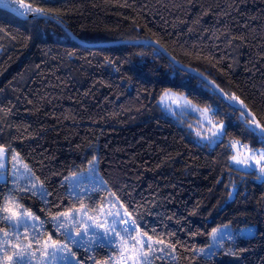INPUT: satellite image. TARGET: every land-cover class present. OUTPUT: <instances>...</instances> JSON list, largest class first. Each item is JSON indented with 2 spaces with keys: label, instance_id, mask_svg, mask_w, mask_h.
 <instances>
[{
  "label": "trees",
  "instance_id": "16d2710c",
  "mask_svg": "<svg viewBox=\"0 0 264 264\" xmlns=\"http://www.w3.org/2000/svg\"><path fill=\"white\" fill-rule=\"evenodd\" d=\"M23 3L52 10L47 16L82 43L49 19L22 20L0 9V145L10 157L18 154L48 194L41 199L25 180L0 182V206L12 197L13 211L39 217L35 235L63 241L52 217L81 207L95 215L118 203L132 213L137 232L163 240L154 244L164 251L150 257L153 264H264V179L231 163L235 142L251 149L264 142L248 131L241 110L168 57L238 97L264 124V0ZM137 40L165 52L129 43ZM173 89L213 109L225 135L212 138L191 113L165 115L159 101ZM93 160L98 181L72 191L70 176ZM225 224L255 233L234 234L211 253L197 251ZM4 232L10 248L9 221L0 220V239ZM74 251L82 264L110 253L85 245Z\"/></svg>",
  "mask_w": 264,
  "mask_h": 264
},
{
  "label": "snow or ice",
  "instance_id": "6c2138e0",
  "mask_svg": "<svg viewBox=\"0 0 264 264\" xmlns=\"http://www.w3.org/2000/svg\"><path fill=\"white\" fill-rule=\"evenodd\" d=\"M0 7L9 9L13 14L23 18H27V16L30 13H33L35 16H45L47 15V12L52 11V10H45L39 7L34 8L31 4L25 5L23 3V0H20L19 4H16V0H0ZM165 95H168V93H165ZM229 99L238 101L241 105L243 104V101H240L238 97L232 96L229 97ZM188 104H190V101L185 100V105ZM197 110L201 111L202 114H205L208 124L212 125L213 117L207 116L209 109L204 108L202 110L201 109H197ZM241 117L244 118L246 124L250 125L248 131L257 135L260 142H264V124H261L259 121L255 120L254 117H252V119L249 120L248 116L243 111L241 112ZM223 129H224L223 122H219V127L215 132L212 133V135L218 137L225 135ZM235 143H239V142H235ZM243 147L247 148V145H244ZM15 158L16 157L14 155L13 159ZM253 158H256V165H259L260 173L262 176H264V163H261L262 161H264V150H257L256 156ZM233 159L236 161L237 164L247 163L246 160L237 159V157L235 156L233 157ZM5 160H6V149L2 145H0V171L5 169L6 167ZM91 163L94 164L95 161ZM247 166L250 168L254 167L251 164H247ZM101 183H105V182L101 181ZM32 187L36 188V185L33 184ZM24 190L26 189H21V191ZM33 194H35V192ZM47 195L48 194L46 192L42 191V186H41V191H40L41 199L46 200ZM112 195L115 196V193H113ZM11 203H13L12 197H6L4 200V204L0 206V212L8 213V214L4 216H0V220H7L9 222L14 221V225H13L14 230L11 233V235L16 237L19 235L20 226L22 223H24L25 220L27 219L38 220L39 217L34 216L27 209H23L20 212H15L9 207V204ZM107 215L121 216L122 214L120 212H116L114 214L110 212L107 213ZM124 215L131 217L132 213L127 212V210L125 209ZM52 219L54 222H56V228L58 231L61 229L64 230L63 232L64 240L62 243L53 240L51 235L48 236L47 240H44L42 239L41 234L37 233V235L33 238L35 239V243L38 245L36 251H40L43 255L47 256V259L45 261H42L41 264H55L57 259L65 261L66 264H72L74 258H75V264H81V262L77 258L76 252L72 250L71 245H79L80 247H83L84 246L82 243L83 237L86 236L93 227L103 228L104 229L103 234L101 235L97 233L93 237H88L87 243L88 244L98 243L100 247H108V248H111L112 245L115 244L116 247L114 251L117 253L115 257L110 255L107 259L103 261H96L95 258L93 257L94 264H116L117 260L119 261V264H153V260L150 259L149 254H153L154 259H159L160 257L155 256L154 253L156 251H161V252L164 251L163 248H158V249L154 248V244H163L164 243L163 240L158 239L156 241H153L152 236H149L147 232H137L136 236L133 235V231L139 229V225L137 224V221L135 219H131L130 222L128 220L121 219L120 221L121 223L129 224V227L123 230L125 233V235L123 236H121L120 232L116 231L115 228L116 221L114 219L112 224L109 225H103V224L89 225L86 226L83 229V231H77L76 237H80L81 240H77L68 231L70 227H74L76 224V217L74 212L72 211L62 212L57 216L52 217ZM24 227L27 228L28 225L25 223ZM32 228L35 229L34 224L32 225ZM110 232L114 233L115 236H118L120 238L119 241H116L111 236H109ZM9 235L10 234L8 232H4L3 233L4 239H0V264H31V257L35 256V251L30 250L32 245V240L31 239L29 240V243L25 245L23 250L16 251V249L20 247L19 244H13L10 248L5 247V245H8L10 243V241L7 239ZM210 235L213 241H216L218 237L220 239H223V236L221 234V229L219 228L213 229ZM168 247L174 251L173 245H168ZM208 247L211 248L212 245L210 244ZM49 249H51V251H49ZM197 251L203 253L205 250L199 249ZM57 253H63V255L58 257ZM227 254L232 256H237L239 255V252H233L230 250Z\"/></svg>",
  "mask_w": 264,
  "mask_h": 264
},
{
  "label": "rangeland",
  "instance_id": "374dc122",
  "mask_svg": "<svg viewBox=\"0 0 264 264\" xmlns=\"http://www.w3.org/2000/svg\"><path fill=\"white\" fill-rule=\"evenodd\" d=\"M16 4H19V1H16ZM165 93H168V95H165ZM185 100L190 101V104L185 105ZM159 104H160L161 111H163V113L165 115L172 116L173 118L174 117L177 118L181 115H184L185 113H191V114L197 116V118L200 120V121H198V123L202 126L204 131H206L208 135H211L212 138L218 137V136H213L212 133L215 132L217 130V128L219 127V122L216 123L215 120H213L212 125H209L207 122V119L205 117V114H202L201 111L197 110V109L202 110L206 107H200V106H197L196 104H193L192 101L190 99H188V97L186 96L185 93H181V92L176 91L174 89L173 90H167L162 94L160 101H159ZM208 109H209V112L207 113V116L212 117L213 109H211V108H208ZM224 129H225V124H224ZM224 129H223V131L225 132ZM244 145H245L244 143H236L233 146L234 154L231 158V163H233L236 168H238L242 171L243 170H247V171L256 170L257 172L260 173L259 165H256V158H258V157H256V158H253V157L256 156L257 150H264V147L251 149L248 146H247V148L243 147ZM234 156L237 157V159L246 160L247 163L237 164L236 161L233 159ZM15 157L16 158L13 159V157H10L9 153L6 151V160H5L6 167L2 171H0V182H7V181L15 180V179L23 180V181L25 180V181H27V183L31 187L33 186V184H35L36 189L39 192L41 191V186H42V191L45 192V188L43 187V185L41 183L35 182L33 180V174L29 171V169L27 167H25L23 161L20 160L18 154H16ZM93 161H91V162H93ZM91 162L89 163L87 170H85L84 172H79L75 175L70 176L69 181H70V187H71L72 191H74L76 193L81 192V191L85 192V191L89 190V188H91V186L96 181H98L97 180L96 161L94 164ZM261 163H264V161H262ZM247 164H251L254 167L250 168L247 166ZM261 178L264 179V176L261 175ZM72 212L75 213L76 224L74 227H70L68 229V231L77 240H81L80 237H76L77 231H83V229L89 225H98V224L109 225V224H112L114 219L116 221V223H115L116 231L120 232L121 236L125 235V233L123 231L124 229L122 228L121 222H120L121 219H124V208L122 207V205H120L118 203L117 204L112 203V206L101 207L99 213L95 214V215L87 213L86 209L84 207H81L78 210H74ZM110 212L113 214L116 212H120L122 215L121 216L107 215V213H110ZM36 217H38V216H36ZM61 219H63V218H61ZM39 222H40L39 219L38 220H32V219L25 220L24 223H22L20 226L19 235L16 237L13 236L11 238L12 241H14V244L20 245V247L17 248L16 251L23 250L25 245H27L29 243V240L30 239L32 240V245H31L30 250L35 251V256L31 257V264H41L42 261H45L47 259L46 255H43L40 251H36V249L38 248V245L35 243V239H33L36 236L34 234L35 230H37L39 228L38 227ZM25 223L29 227H31L30 230H28L27 228L24 227ZM9 224H10V228L13 232L14 221L9 222ZM33 224L35 225V229L32 228ZM219 229H221V234L223 236V239H220L218 237L216 241H213V239L211 237L212 247L211 248H209V247L204 248V250H205L204 253H211L214 250L219 249L221 247V245L226 243V241H224V240L230 239L231 237L234 236V234H237L240 236H245V235L251 236V235H254V233H255V229L251 226H245V227H241V228H232L230 225L225 224V225L219 227ZM103 231H104L103 228L93 227L88 232V234L83 237V240H82L83 245L88 247V249H91L92 247L99 246L98 243L97 244H88L87 240H88V237H93L97 233L102 235ZM133 235L136 236L137 231L133 232ZM109 236H111L116 241H119V239H120L118 236H115L114 233H111V232L109 233ZM52 239L55 240L54 238H52ZM56 241H59L61 243L63 242L60 239H58ZM78 246L79 245H71L72 250L74 251V248L78 247ZM115 247H116V245L113 244L112 247L109 248V252H110L109 256L111 255V256L115 257L117 255V253L114 251ZM49 251H51V249H49ZM155 254L156 253H154V255ZM61 255H63V253H57L58 257ZM149 255L151 258H154L153 254H149ZM93 257L96 258L94 255H92V256H90L91 260L93 259ZM108 257H105V255H103V257H100L99 259H97V261H103V260L107 259ZM80 262L82 264V261H80ZM55 264H66V262L57 259ZM72 264H75V258L73 259ZM116 264H119L118 260H117Z\"/></svg>",
  "mask_w": 264,
  "mask_h": 264
},
{
  "label": "water",
  "instance_id": "95a60500",
  "mask_svg": "<svg viewBox=\"0 0 264 264\" xmlns=\"http://www.w3.org/2000/svg\"><path fill=\"white\" fill-rule=\"evenodd\" d=\"M1 10H6V11H10L9 9H6V8H3V7H0ZM11 12V11H10ZM12 13V12H11ZM13 14V13H12ZM14 16H17L15 14H13ZM18 18L22 19V20H27V19H31V18H34V17H37L35 16L33 13H30L27 18H23V17H20V16H17ZM39 17H43L45 19H49L55 23H58V25H60L61 27H63L66 31V33L74 38L76 41H78L79 43H82L81 41L78 40L77 37H75L69 30L67 27H64L61 23H59L56 18H54L53 16H39ZM131 44H143V45H151V46H154V47H157L158 49H161L162 52H165L161 46L159 47L158 45H156L155 43L151 42V41H140V40H137V42H129ZM166 56H168L167 54H165ZM170 58V60H172V62L175 64V66H177L180 70L186 72V73H189L191 75H195L197 76L200 80H202L203 82H205L216 94H218L220 97H222V99L224 100V102L228 105H230L231 107L237 109V110H241L243 112H245L247 114V116L249 118L252 119V117L255 118V120L258 121V119L254 116V114L252 112H250V110L245 107L243 104L241 105L238 101H235V100H231L229 99V97H227V95L224 93V91L219 87L217 86L212 80H210L207 76H203L202 74H200L198 71L196 70H192L186 66H182L180 63H178L172 56H168ZM222 90V91H221Z\"/></svg>",
  "mask_w": 264,
  "mask_h": 264
},
{
  "label": "built area",
  "instance_id": "2783aa9c",
  "mask_svg": "<svg viewBox=\"0 0 264 264\" xmlns=\"http://www.w3.org/2000/svg\"><path fill=\"white\" fill-rule=\"evenodd\" d=\"M125 220H128L129 222L131 221L130 217H126ZM126 227H129V224H125Z\"/></svg>",
  "mask_w": 264,
  "mask_h": 264
}]
</instances>
